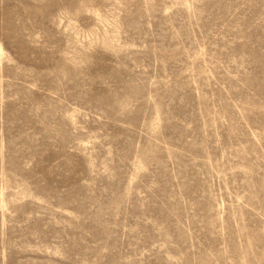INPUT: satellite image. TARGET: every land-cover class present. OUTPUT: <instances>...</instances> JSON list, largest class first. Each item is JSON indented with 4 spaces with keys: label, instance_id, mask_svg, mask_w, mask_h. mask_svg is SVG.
<instances>
[{
    "label": "rangeland",
    "instance_id": "1",
    "mask_svg": "<svg viewBox=\"0 0 264 264\" xmlns=\"http://www.w3.org/2000/svg\"><path fill=\"white\" fill-rule=\"evenodd\" d=\"M0 264H264V0H0Z\"/></svg>",
    "mask_w": 264,
    "mask_h": 264
}]
</instances>
